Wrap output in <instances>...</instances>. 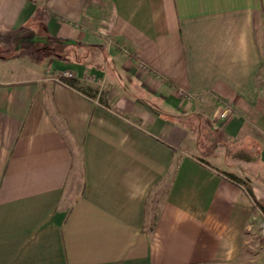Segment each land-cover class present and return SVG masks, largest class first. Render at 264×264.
Segmentation results:
<instances>
[{
  "label": "crops",
  "instance_id": "0c3cea01",
  "mask_svg": "<svg viewBox=\"0 0 264 264\" xmlns=\"http://www.w3.org/2000/svg\"><path fill=\"white\" fill-rule=\"evenodd\" d=\"M0 42V264H264V0H0Z\"/></svg>",
  "mask_w": 264,
  "mask_h": 264
},
{
  "label": "rangeland",
  "instance_id": "374dc122",
  "mask_svg": "<svg viewBox=\"0 0 264 264\" xmlns=\"http://www.w3.org/2000/svg\"><path fill=\"white\" fill-rule=\"evenodd\" d=\"M36 49H37L36 53H38L39 54L38 56L40 57L39 59H41L43 61H44V59L47 58V56L52 54V49H47L44 45H41V46L39 45V47H37ZM33 51H34V48L29 50L28 52H24V51H21L20 47H16L13 45H7V44H1V42H0V57L13 59L14 62H11V63L15 64L14 66L19 65V64L24 65L28 61L27 62L28 65L30 64V66H32L36 70L39 69L40 64H39V61L37 59L35 60V56H34ZM21 53L24 55V56H22L23 59L18 60V58L21 57ZM15 61H17V62H15ZM20 61L23 63H21ZM16 63H18V64H16ZM32 72L34 74L36 71L33 70ZM262 222H264V220L262 221V219L258 218L257 222L255 223L257 225L256 228L261 235H262L261 230L263 227ZM261 243H264V241H261Z\"/></svg>",
  "mask_w": 264,
  "mask_h": 264
},
{
  "label": "trees",
  "instance_id": "16d2710c",
  "mask_svg": "<svg viewBox=\"0 0 264 264\" xmlns=\"http://www.w3.org/2000/svg\"><path fill=\"white\" fill-rule=\"evenodd\" d=\"M61 76V74H57V77ZM65 83L67 84V86L72 89L75 90L81 94H83L84 96L88 97L89 99H99V101L102 104H105V100H104V92L103 90L100 89V87H94V86H90L87 85L83 82H81L80 80H78L75 75L73 78L71 79H67L65 80ZM235 182H239L236 179H232ZM249 193L252 195V190L251 188H248Z\"/></svg>",
  "mask_w": 264,
  "mask_h": 264
},
{
  "label": "built area",
  "instance_id": "2783aa9c",
  "mask_svg": "<svg viewBox=\"0 0 264 264\" xmlns=\"http://www.w3.org/2000/svg\"><path fill=\"white\" fill-rule=\"evenodd\" d=\"M73 77H74L73 73L67 71V72L61 73V76L55 77L54 80L57 84L63 85V86H66L67 88H69L67 86V84L65 83V80L71 79ZM235 112L236 111L232 105L225 103V104H223L222 110L220 112V119L223 121H228L231 117H233L235 115ZM262 225H263V227H262L261 233L264 236V222H262Z\"/></svg>",
  "mask_w": 264,
  "mask_h": 264
}]
</instances>
